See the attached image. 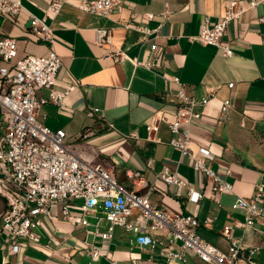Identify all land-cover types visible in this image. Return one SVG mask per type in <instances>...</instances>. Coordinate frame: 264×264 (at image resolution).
<instances>
[{
  "label": "crops",
  "instance_id": "obj_1",
  "mask_svg": "<svg viewBox=\"0 0 264 264\" xmlns=\"http://www.w3.org/2000/svg\"><path fill=\"white\" fill-rule=\"evenodd\" d=\"M232 1L250 0H118L107 18L82 13L71 0L45 22L52 28L53 48L61 59L53 89L62 92L69 85L74 87L62 107L46 103L37 113L46 127L64 131L74 155L111 170L118 182L127 184V171L139 172L148 184L154 182L150 200L169 214L195 216L201 223L198 235L224 253L229 242L222 230L243 222V212L231 209L233 195L216 197L219 206L210 199L205 176L193 172L187 158H180L169 146L167 126L178 105L175 87L160 74L168 79L178 77L196 100L213 95L204 109L196 107L197 112L203 109L217 118L220 101L232 100L234 107L226 119L205 118L191 126L190 149L196 153L199 146L206 147L210 153L206 165L230 183L235 194L251 200L256 185L264 184V24L258 22L264 16V4L228 25L222 43L232 46L230 57L188 39L199 33L204 17L215 23ZM21 3L24 9L16 17L0 15V37L14 39L17 50L11 62L0 59V69L10 70L17 59L42 57L49 51L47 44L30 35L28 20V13L45 17L47 0ZM165 12L168 16L163 18ZM146 14H152V19L147 20ZM134 26L146 27L151 34L145 38ZM94 29L111 30L110 45L95 46ZM153 43L157 46L154 54L150 52ZM117 50L128 60L115 62L107 57ZM146 61L156 63V71L146 70ZM38 95L47 100L49 90L41 89ZM156 113L163 115L165 124L152 139L145 127ZM164 165L201 191L198 204L188 203L184 190L176 196L175 186L155 180ZM51 210L52 219L43 220L37 231L38 245L9 255L0 242V264H110L104 258L92 261L83 252V242L92 239L80 227L64 222L58 206ZM205 220L210 222L203 224ZM133 237L114 229L108 252L115 264H131L136 256L138 264H165L156 254H152V263L146 262L148 254L128 243ZM232 237L243 247L238 264H264V218L246 229L234 227ZM250 250L255 252L248 255ZM186 264L199 263L189 255Z\"/></svg>",
  "mask_w": 264,
  "mask_h": 264
},
{
  "label": "built area",
  "instance_id": "obj_2",
  "mask_svg": "<svg viewBox=\"0 0 264 264\" xmlns=\"http://www.w3.org/2000/svg\"><path fill=\"white\" fill-rule=\"evenodd\" d=\"M70 1L47 0L43 18L28 13L29 33L35 41L49 46L46 56L27 55L15 60L10 70L0 69V242L7 254L14 255L25 247L38 245V229L43 220L52 219L51 209L58 206L64 222L80 227L92 239L91 243L83 242V252L92 261L104 258L115 264L108 245L113 240L114 229L119 228L133 234V240L128 243L148 254V263H152V254H156L165 264H186L189 255L199 264H238L243 247L232 237V229L249 228L256 220L264 218V184H257L254 197L246 200L235 194L231 184L206 165V160L210 159L206 147L199 146L196 153L190 149L191 126L205 118L226 119L234 107L232 100L220 101L218 116L214 118L203 111L214 99L213 95L196 100L186 93L178 77L168 79L166 74H160L165 82L175 87L178 105L167 126L171 134L169 146L180 158H187L193 172L205 176L210 199L219 206L216 197L233 195L231 209L243 212V222H235L234 226L222 230V236L229 242L225 253L198 235L201 223L195 216L190 213L172 215L154 204L149 198L154 182L148 184L136 171L125 172L127 184L118 182L111 170L74 155L66 145L63 130H51L37 119L42 105L52 103L62 107L74 87L69 85L62 92L53 89L61 59L53 48L52 28L45 22L46 17H55ZM73 1L80 12L103 18H107L118 3V0ZM259 3L264 4V0L229 2L215 23L210 24L209 18L204 17L199 33L188 38L189 41L214 47L224 57H230L232 46L222 43L228 25ZM23 9L21 0H0L1 16L16 17ZM167 16V12L162 14L163 18ZM152 17V14L145 15L147 20ZM258 22L264 24V16L258 18ZM134 29L145 38L151 34L143 26H134ZM110 34L109 29H94L93 44L110 45ZM156 49L153 43L150 52L154 54ZM16 56L15 40L0 37V59L9 63ZM107 57L115 62L128 60L119 50L108 52ZM143 67L156 71L157 64L146 61ZM41 89L49 90L47 100L39 97ZM198 106L203 108L201 112L196 111ZM161 124H165L162 114L156 113L150 118L145 127L150 138L153 139ZM86 137V134L82 136ZM155 180L175 186L176 196L184 190L188 203L196 205L202 199L201 191L180 179L166 165L156 174ZM207 222L210 221L205 220L203 224ZM254 252L250 250L248 255ZM137 260H140L138 256L133 257L131 264H138Z\"/></svg>",
  "mask_w": 264,
  "mask_h": 264
},
{
  "label": "rangeland",
  "instance_id": "obj_3",
  "mask_svg": "<svg viewBox=\"0 0 264 264\" xmlns=\"http://www.w3.org/2000/svg\"><path fill=\"white\" fill-rule=\"evenodd\" d=\"M91 221V220H90Z\"/></svg>",
  "mask_w": 264,
  "mask_h": 264
}]
</instances>
